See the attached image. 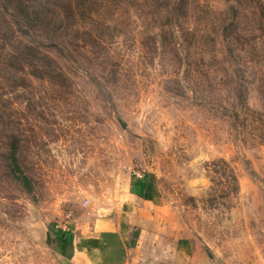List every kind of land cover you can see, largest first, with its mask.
Here are the masks:
<instances>
[{"label":"rangeland","instance_id":"374dc122","mask_svg":"<svg viewBox=\"0 0 264 264\" xmlns=\"http://www.w3.org/2000/svg\"><path fill=\"white\" fill-rule=\"evenodd\" d=\"M107 227L264 264V0H0V264Z\"/></svg>","mask_w":264,"mask_h":264},{"label":"crops","instance_id":"0c3cea01","mask_svg":"<svg viewBox=\"0 0 264 264\" xmlns=\"http://www.w3.org/2000/svg\"><path fill=\"white\" fill-rule=\"evenodd\" d=\"M151 245V251L154 254L158 253L156 260L150 254L141 256L137 242L125 243L120 231L107 227L102 232L96 231L92 235L79 238L78 245L72 247L69 262L70 264H178L174 258H179V254H189V241L185 238L172 240L167 237L156 246Z\"/></svg>","mask_w":264,"mask_h":264},{"label":"trees","instance_id":"16d2710c","mask_svg":"<svg viewBox=\"0 0 264 264\" xmlns=\"http://www.w3.org/2000/svg\"><path fill=\"white\" fill-rule=\"evenodd\" d=\"M10 162H11L12 171H13L15 177H17L19 180H21L22 181V184L26 188H28L29 187L28 186L29 185V180H28L27 176L24 175L22 173L21 169L19 168L18 163H17V159H16V156L15 155H12ZM16 173H21L22 176L19 177V176L16 175Z\"/></svg>","mask_w":264,"mask_h":264}]
</instances>
